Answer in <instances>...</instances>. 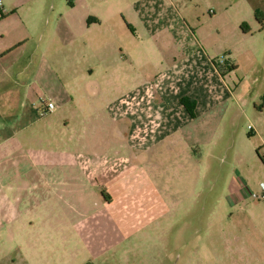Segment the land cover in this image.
<instances>
[{
	"label": "crops",
	"instance_id": "0c3cea01",
	"mask_svg": "<svg viewBox=\"0 0 264 264\" xmlns=\"http://www.w3.org/2000/svg\"><path fill=\"white\" fill-rule=\"evenodd\" d=\"M86 1L0 0V237L10 234L18 257L34 249L35 242L25 241L30 231L17 223L34 215L41 199L45 202L50 195L51 174L46 171L53 166L66 171L60 186L86 182L96 190L92 217L107 221L104 233L119 234L120 240L154 229V241L162 244L166 231L174 229L170 220L179 198L164 188L174 186V160L183 158L194 166L198 155L208 153L211 139L224 140L233 201L248 188L240 171L264 165L259 158H264V37L255 32L260 28L255 14L264 16V0H91L85 6ZM192 10L204 11L201 17L207 13L208 21L223 27L215 34L234 41L221 47L224 66L215 61L221 54L208 42L210 36L200 38L197 30L188 29L187 20L202 22ZM119 13L130 37L117 51ZM100 78L127 91L107 105L115 120L130 123L118 134L123 149L129 150L126 161L94 153L87 162L76 151L70 161L54 165L50 151L29 149L31 161L20 162V137H33L35 123L56 110L46 95L53 89L51 81L76 99L74 83L93 94ZM184 99L193 101V117ZM46 102L54 104L52 112ZM165 158L170 163L156 175ZM24 169L27 175H21ZM21 178L27 183L25 199L18 190ZM22 202L27 210H21ZM40 211L41 217L48 215ZM87 223L76 225L78 235L98 234L99 221L95 228ZM115 243V236L114 242L107 241L108 246Z\"/></svg>",
	"mask_w": 264,
	"mask_h": 264
},
{
	"label": "rangeland",
	"instance_id": "374dc122",
	"mask_svg": "<svg viewBox=\"0 0 264 264\" xmlns=\"http://www.w3.org/2000/svg\"><path fill=\"white\" fill-rule=\"evenodd\" d=\"M60 1L64 5L80 3V0ZM91 2L87 0L85 6ZM191 12L198 13L202 22L201 25H193L187 20L188 29L192 32L197 30L200 38L210 36L208 42L217 52L220 51L218 54L221 56L218 55L215 61L221 67L226 58L221 47L234 41L215 34L217 30L222 32L223 27L208 21L207 13L205 20L201 17L204 11ZM116 24L121 27L122 38L115 44L119 51L125 47L130 31L120 13L116 16ZM255 32L264 37L261 28ZM74 84H78L72 88L77 91L76 99H70L69 91L62 93L58 83L51 81L53 89L46 95L55 101L56 110L41 116L35 123L31 128L36 132L33 137H20L24 144V149L17 155L20 162L31 161L29 149L50 151L54 165L65 159L70 161L67 160L70 153L76 151L81 152L87 162L94 153L109 157L115 155L126 161L129 150L123 149V138L118 134L130 123L128 119L115 120L107 105L120 92L127 91L111 88L110 83L101 78L93 94L87 86ZM65 87L70 90L72 86L65 84ZM74 132L83 133L82 138L70 137ZM211 140L208 153L198 155L200 160L196 165L183 158L172 163L176 171L170 174L174 176V186L164 188H170L179 198L170 220L174 229L166 231L162 244L160 240L154 241V229L120 240L118 238L123 236L119 234L104 233L107 232V221L92 217L96 210L93 206L96 190L86 182L82 186H60L61 172L64 174L66 171L58 165L46 171L51 174L50 195L45 202L41 199L42 203L36 207L39 210L34 215H25L17 223L30 231L24 239H30L29 243L35 242V248L25 254L20 252L22 256L18 257L15 241L12 243L9 239L10 234L0 237V264H264V165L256 164L240 171V180L248 188L238 199L230 200L228 182L232 172L227 170L224 162L226 146L224 140ZM248 141L255 143V140ZM169 163L167 158L161 159L154 171L156 175ZM20 171L21 175L28 174L26 169ZM168 174L163 170L164 177ZM24 180L19 179L18 190L21 198L25 199L27 183ZM24 204L21 203V210H27V204ZM40 210L48 215L41 217ZM94 218L99 221L96 228ZM81 221L88 222L89 228L94 224L98 234L87 231L82 236L78 235L75 227ZM164 226L167 227L166 223ZM114 236L115 245L108 246L107 241L114 242ZM168 238L174 240L170 242Z\"/></svg>",
	"mask_w": 264,
	"mask_h": 264
},
{
	"label": "trees",
	"instance_id": "16d2710c",
	"mask_svg": "<svg viewBox=\"0 0 264 264\" xmlns=\"http://www.w3.org/2000/svg\"><path fill=\"white\" fill-rule=\"evenodd\" d=\"M255 18H256V21L259 24L260 28L262 29L263 26H264V16L261 13L256 12ZM241 29H242L243 32H248V30L246 29L245 25H242ZM222 64L224 66L225 62H223ZM227 70L230 71L231 67L230 68L227 67ZM182 104L186 108V110L189 113V115L191 117H193L194 116V103H193V101H190L188 99H184V100H182ZM258 152H259V150H257V154H258ZM259 158L261 159V161L264 162V158L263 157L259 156Z\"/></svg>",
	"mask_w": 264,
	"mask_h": 264
},
{
	"label": "built area",
	"instance_id": "2783aa9c",
	"mask_svg": "<svg viewBox=\"0 0 264 264\" xmlns=\"http://www.w3.org/2000/svg\"><path fill=\"white\" fill-rule=\"evenodd\" d=\"M45 104L47 111L52 112L55 109V106L52 102H46Z\"/></svg>",
	"mask_w": 264,
	"mask_h": 264
}]
</instances>
